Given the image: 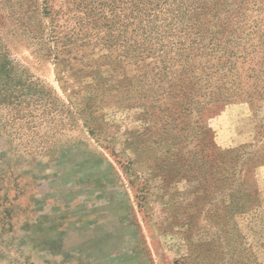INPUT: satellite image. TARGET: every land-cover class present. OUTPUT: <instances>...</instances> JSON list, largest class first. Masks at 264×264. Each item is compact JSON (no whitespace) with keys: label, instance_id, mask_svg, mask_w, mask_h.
<instances>
[{"label":"rangeland","instance_id":"1","mask_svg":"<svg viewBox=\"0 0 264 264\" xmlns=\"http://www.w3.org/2000/svg\"><path fill=\"white\" fill-rule=\"evenodd\" d=\"M19 1L0 0V264H264V0L219 4L226 26L216 0H180L206 14L132 26L70 65Z\"/></svg>","mask_w":264,"mask_h":264},{"label":"trees","instance_id":"2","mask_svg":"<svg viewBox=\"0 0 264 264\" xmlns=\"http://www.w3.org/2000/svg\"><path fill=\"white\" fill-rule=\"evenodd\" d=\"M180 0H23L18 2L22 19H24L25 29L33 32L34 41L39 46L44 45L46 50L55 60V64L74 63L77 59L72 53L88 47L95 40L112 42L118 35L125 33L132 26H145L156 20L158 17L168 15L170 18L191 19L193 15L202 17L206 14V9L196 5H191L188 12L178 8ZM226 0H216L213 6L215 12V24L222 23L219 16V4L224 5ZM175 14V15H174ZM198 20V19H196ZM142 28V27H141ZM140 28V29H141ZM198 34L204 36L208 32L207 27L199 24L193 28ZM233 30V28H230ZM210 30V28H209ZM125 31V32H124ZM230 32V31H229ZM209 33V32H208ZM232 33V32H231ZM192 31L188 33L190 36ZM188 35H184L187 40ZM32 37V36H31ZM212 41L211 38L201 37ZM182 41H180L182 44ZM229 39V38H228ZM203 39H201L200 42ZM191 43V41H188ZM197 48H195L196 50ZM200 49V48H198ZM197 49V50H198ZM191 53H179L175 61L176 66L172 67L171 78L179 79L180 84L190 77V67L193 69L200 67V56ZM199 54V53H198ZM5 59L0 58L1 69ZM78 65V64H75ZM79 69L85 65L79 64ZM180 68V69H179ZM72 69H75L72 67ZM150 71V70H149ZM178 71V72H177ZM189 84V83H188ZM179 95L181 105H185L184 100L189 104L192 100L191 90H182ZM244 94L246 101L250 98V91H232L231 95ZM250 103V102H249ZM188 110V105L185 108Z\"/></svg>","mask_w":264,"mask_h":264}]
</instances>
